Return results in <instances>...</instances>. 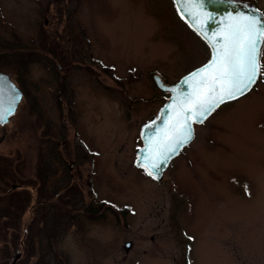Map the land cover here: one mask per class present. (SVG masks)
I'll list each match as a JSON object with an SVG mask.
<instances>
[{
    "label": "rangeland",
    "instance_id": "obj_1",
    "mask_svg": "<svg viewBox=\"0 0 264 264\" xmlns=\"http://www.w3.org/2000/svg\"><path fill=\"white\" fill-rule=\"evenodd\" d=\"M173 1L0 0V71L26 91L0 125V193L21 198L0 199V264H264V75L161 180L136 167L154 75L210 57Z\"/></svg>",
    "mask_w": 264,
    "mask_h": 264
},
{
    "label": "snow or ice",
    "instance_id": "obj_2",
    "mask_svg": "<svg viewBox=\"0 0 264 264\" xmlns=\"http://www.w3.org/2000/svg\"><path fill=\"white\" fill-rule=\"evenodd\" d=\"M204 0H193L190 8H203ZM210 20L207 12H199L197 22L203 24L200 17ZM226 27L219 32H212L209 38L215 49V57L200 69L191 73L195 89L182 99L177 97L181 105L177 122L172 135H165V142L174 141L177 146L191 138V124L202 122L203 118L219 104L230 99H238L251 90L258 74L264 75L260 64V44L264 43V24L255 17L237 14L229 15ZM189 81L185 79L184 84ZM176 89H172L175 91ZM11 109L5 111L0 107V121L6 122ZM175 151L167 148V154L157 149V156H163L160 163H153L152 169L158 171L160 165ZM149 175H153L149 171Z\"/></svg>",
    "mask_w": 264,
    "mask_h": 264
},
{
    "label": "water",
    "instance_id": "obj_3",
    "mask_svg": "<svg viewBox=\"0 0 264 264\" xmlns=\"http://www.w3.org/2000/svg\"><path fill=\"white\" fill-rule=\"evenodd\" d=\"M175 1L183 16L208 42V44L212 48V54L207 62L185 74L176 83L166 84L163 82L159 75H156L155 77L158 82V85L162 89L170 91V97L166 101V103L160 108L157 115L152 116L149 120L143 123L140 131V136L143 145L137 149L136 164L138 166H144L148 171H152L153 175L157 179H161L163 177L164 172L166 171L172 158L177 156L184 148V146L193 140L195 135V123H202L218 106L222 104H219L217 107L214 108V110L210 111L203 118L202 122H195L191 124V128L193 131L191 133V138L188 141L180 143L179 146H177L174 141H169L167 143L165 142V135H172L175 126L177 125V122L182 118L180 115H178L181 111V105L179 100H177V97L182 99L184 96L191 94L196 87V84L193 83L190 74L200 69L202 66L208 64L215 57V49L212 47L209 38H206V34L207 37H210L212 32H219L221 29L226 27V24L228 22L227 18L229 17V15H249L255 17L257 20L261 21L262 24H264V14L253 3H250L248 1L204 0L202 9L190 8L189 4L193 3V0ZM201 11L207 12L211 17L210 20H205L201 16L200 20L203 21V24L197 22V15ZM223 11V15H214V12L222 13ZM261 46L262 43L259 46L260 52ZM185 79L189 81L187 85L184 84ZM253 85L251 86V88L253 87ZM172 89L176 90L172 91ZM22 95L23 91L13 80L11 75L7 72L0 71V107H2L5 111L11 109V114H13L17 109L18 103L20 102ZM10 115L6 116V121H8ZM0 123L5 122L0 121ZM169 146L174 147L175 151L171 154H168V158L163 161L158 171L153 170L152 164L160 163V160L163 159V156H157V149H159L160 152L167 154V148Z\"/></svg>",
    "mask_w": 264,
    "mask_h": 264
},
{
    "label": "trees",
    "instance_id": "obj_4",
    "mask_svg": "<svg viewBox=\"0 0 264 264\" xmlns=\"http://www.w3.org/2000/svg\"><path fill=\"white\" fill-rule=\"evenodd\" d=\"M61 15V14H60ZM42 33H41V38H42V41H41V38H40V46H41V43H44L43 42V40L46 42V41H49L50 40V38L48 37L49 35L47 34V32L45 33L44 31H46L45 30V28H42ZM2 42H5V40H3V39H0V48H3V44H2ZM45 44V43H44ZM46 44H49V43H46ZM50 45H51V43H50ZM55 47L57 48V47H59V46H56V44H55ZM56 55V57H58L59 58V60H64V62H65V57H64V53H63V51H62V49H58V51H57V53L55 54ZM0 57H2V58H4L3 57V55H2V52H0ZM70 60V59H69ZM1 65H2V63H1V61H0V68H2L1 67ZM18 69V68H17ZM17 74V73H16ZM18 83V82H17ZM24 92H26V91H24ZM7 161V159H4V158H0V161ZM5 179H7L9 182L11 181L8 177H6V175H5ZM4 184H7V181H5V182H3ZM2 184V183H1ZM6 193V192H5ZM5 193H0V199L1 200H7L8 202H9V204H10V206H12V207H18V208H20V206H19V204H21V198H20V200L18 199H16L15 200V196L13 195V194H11V195H8V194H6L5 195ZM23 195H24V199L26 200H28V196L26 195V193L25 192H23ZM10 217H13V218H15V216H12V215H10ZM16 219H17V217H16ZM12 222V223H11ZM9 225H11V226H14V227H16L17 225H18V223L16 222V221H12V220H10L9 222ZM67 229V228H66ZM48 240V239H47ZM53 252H55L54 250H51V251H48V254H52V255H54V254H56V253H53ZM57 255V254H56ZM58 255H62V254H58ZM51 259V262L50 261H48V260H45V263L46 264H52V261H53V256L50 258Z\"/></svg>",
    "mask_w": 264,
    "mask_h": 264
},
{
    "label": "flooded vegetation",
    "instance_id": "obj_5",
    "mask_svg": "<svg viewBox=\"0 0 264 264\" xmlns=\"http://www.w3.org/2000/svg\"><path fill=\"white\" fill-rule=\"evenodd\" d=\"M223 13H224V11L222 12V13H220V12H214V15H217V16H219V15H223ZM49 144H52L51 142H49ZM138 168H140V169H142V170H144V168H141V167H138ZM145 171V170H144ZM97 205V204H96Z\"/></svg>",
    "mask_w": 264,
    "mask_h": 264
}]
</instances>
